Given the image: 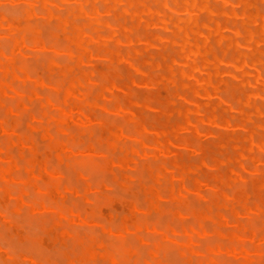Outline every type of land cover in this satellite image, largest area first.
Returning <instances> with one entry per match:
<instances>
[{
	"label": "bare ground",
	"instance_id": "bare-ground-1",
	"mask_svg": "<svg viewBox=\"0 0 264 264\" xmlns=\"http://www.w3.org/2000/svg\"><path fill=\"white\" fill-rule=\"evenodd\" d=\"M5 2L20 3L26 7H20L22 12L18 16H7L0 11V34L9 39L7 46H4L5 41H2L3 45L0 41V153L5 158V162L0 163V262H58L42 253L39 257L18 253L8 242L10 240L6 237L9 235L2 234V226L6 224L4 227L9 230L5 229V233L11 232L21 244L46 249L64 248L61 254L65 264H225L231 256L244 259L243 264H264V173L254 174L259 178L249 176L254 181L256 179L252 191L257 200L251 202L253 193L249 196L250 193L243 188L248 180L243 177L246 174L244 171L255 170L246 162H264V13L250 9L253 3L262 4L264 0H0V5ZM58 3H71L74 7L69 8L66 14L61 10L56 14L57 7H64ZM234 3L244 5L242 13L235 11ZM103 8L108 14H104L105 17L102 16ZM169 10L171 12H167ZM42 22L45 26L48 23L51 28L47 37L46 28L40 26ZM56 29L64 36L65 44L62 38L59 40L57 37L56 40ZM87 43H91L92 47H86ZM21 47L38 49L35 53L39 57L32 54L33 58L37 57L36 63L25 56L27 54ZM58 51L66 55V62H59L60 53L55 54ZM40 53L46 57L42 58ZM92 59L95 63L103 60L106 69L95 67L98 73L87 70L85 64ZM124 62L128 66L126 80L120 79L121 67L117 68ZM95 63L92 65L95 66ZM36 65H40L39 68ZM41 66L43 71H40ZM52 73H56L55 78ZM29 83L51 89L49 97H42L27 86ZM135 84L143 85L146 88L144 91H149L147 98L152 96L154 100H144L139 95L134 97ZM160 86L165 87L169 91L168 96L171 95L172 100L177 102L171 98L167 101L155 98L153 91ZM6 91L12 92L15 97L19 94L21 98L17 96L19 100L16 103L12 101V104V98L5 97ZM103 92L107 94L104 96ZM116 95L119 97L116 98ZM33 96L37 97V102L41 101L39 110H36L38 103L36 106L30 103ZM114 110L116 116H123L119 117L118 123L115 116L107 118L108 112ZM145 110L155 112L156 116L164 114L166 119L150 122L147 119L151 115L148 116L150 113ZM71 112L79 114L84 121L93 120L95 125H91L92 128L90 125H70L68 115ZM28 114L32 115L31 119L40 121H36L38 127L31 124ZM24 115L28 116L27 123L23 122ZM24 123L28 124L27 131H22ZM205 125L213 130L204 132L208 128ZM147 132L145 138L143 134ZM130 133L133 135L128 136ZM184 133H190L192 137H185ZM208 133L211 138H206ZM131 136H142L143 141L140 142L139 138L140 145L129 147L124 139ZM167 137L175 138L176 144L186 145L184 148L187 151H178L174 155L172 146L165 140ZM14 138L17 143L12 141ZM205 138L211 139L215 149L209 150L205 146L207 144H203L207 141ZM118 140L125 145H118ZM67 149L90 155L101 154L106 160L102 158L100 163L98 158L99 163L96 160V165L93 164L86 172L88 177L84 172L93 160L88 163L84 159L79 161L83 169L78 170L75 157L61 154ZM136 157L155 160L157 165L147 163L146 171L141 167L148 173L149 182L143 178V170L138 167L136 172L141 170L142 174L128 172L130 164L136 166ZM164 166L172 169L171 175L163 173ZM210 169L212 172L203 174V177L202 172ZM70 171L73 172L71 176L67 175L69 178L61 181L60 178L66 179L64 176ZM105 171L112 174L109 182L99 179L100 172ZM95 177L98 182H93ZM244 179L246 182L242 183ZM83 180V190L97 188L99 195L113 184L128 191L136 185L143 193L141 196L144 195L145 204L141 205L135 198L112 196L105 202L97 194L99 198L95 195L92 199L94 203L91 200L84 208L82 204L85 203L80 200L67 198L70 193L81 190ZM200 182L204 189L196 191L194 188ZM13 183L20 185L13 186ZM250 184L248 182L247 185ZM207 189L209 195H213V203L205 202L207 206L203 208L198 204L197 207L192 206L189 200L196 197H190L192 194L187 191L196 192L203 201ZM175 195L179 197L176 200L178 203H175L178 206L173 203L171 207L163 202ZM68 199L77 205L68 203ZM97 203L104 205L96 208ZM23 204L45 210L48 215L41 218L39 213L27 209L16 220L9 222L10 213L19 211ZM108 205H119L124 213L118 216L114 209L105 208ZM165 205L169 206L168 212ZM98 212L102 219L96 216ZM51 215L52 222L49 224ZM166 215L168 220L164 219ZM43 219L49 221L47 225ZM84 219L92 224L89 233L83 225H78L80 229L75 226L77 221L80 224ZM94 219L100 224L103 222V225L109 222L110 230L115 233L131 232L132 244L139 241L143 245L148 238V246L151 247L153 241L149 240L148 233H160L162 238L155 244L153 242L149 249L152 263L145 258L143 251L144 245L147 249V242L141 247L137 243L138 246L131 245L129 241L127 246L118 234V237L112 238L114 241L109 238L102 240L101 236L99 239L96 234L107 231V227L100 225L103 231L98 233ZM184 221L192 226H186ZM95 223L96 227L93 226ZM231 224L233 227H228ZM34 226L41 233L40 227L43 228L42 235L34 233ZM92 227L94 231H91ZM229 229L232 231L228 232ZM83 230L88 234L84 235ZM146 231L147 237H144ZM188 232L205 237L204 247L182 244L183 249L179 248L181 253L176 254L178 246L169 248L166 237ZM245 239L253 241L251 248L245 243L240 245ZM203 249L208 253L207 257H197V261L195 256ZM253 252L254 255L257 252L258 256L252 257ZM213 253L222 257L221 263L208 257ZM173 255L180 259V263L172 259ZM224 257L225 263H222Z\"/></svg>",
	"mask_w": 264,
	"mask_h": 264
},
{
	"label": "rangeland",
	"instance_id": "rangeland-1",
	"mask_svg": "<svg viewBox=\"0 0 264 264\" xmlns=\"http://www.w3.org/2000/svg\"><path fill=\"white\" fill-rule=\"evenodd\" d=\"M74 1H71V3H73ZM71 3H69V4H66V5H64V3H62V4H59L58 3V5L60 6V5H64V7L62 6H60V9H59V7H54V8H56L57 9V11H55V13L56 12H58V11H60V12H62V13H64V14H66V12H68L69 11V8L71 9V7H74V5L72 6V4ZM10 4V5H9ZM74 4V3H73ZM146 4V3H145ZM149 4V3H148ZM235 4V11L236 12H238V13H242L243 12V9H244V5H239L238 3H234ZM118 5V4H117ZM76 6V5H75ZM172 6V4L170 5V7ZM238 6V7H237ZM254 6H256V7H254ZM2 7V8H1ZM16 7V8H15ZM20 7L22 8L23 7V9L26 7L24 4H22V5H20V3H6L5 2V4L4 3H1V5H0V11H1V13L2 14H6L7 16H8V14H9V16L11 15V16H18V15H20ZM68 7V8H67ZM62 8V9H61ZM65 8V9H64ZM173 8V7H172ZM255 8V10H253ZM16 9H18V10H16ZM22 9V10H23ZM173 9H175V8H173ZM250 9L251 10H253L254 12L255 11H260V12H262V13H264V3H253L252 4V7H250ZM9 10V11H8ZM6 11V12H5ZM175 11V10H174ZM22 12V11H21ZM102 16H104L105 17V15H108V14H106L105 12H106V10L104 11V8L102 9ZM167 12H171L170 10L169 11H167ZM61 13V14H62ZM108 13V12H107ZM178 13H180V14H183L182 13V11H179ZM57 14V13H56ZM59 14V13H58ZM105 14V15H104ZM60 15V14H59ZM185 16H187V15H185ZM106 18H107V16H106ZM43 23H45V22H42V24L40 25L43 29L44 28H46V29H44L46 32H45V35L47 34V33H49V35H50V33H51V28L49 29V27H48V23L46 24V26L43 24ZM4 25H5V23H4ZM6 26V25H5ZM43 26H45V27H43ZM51 27L53 26L52 24L50 25ZM48 28V29H47ZM42 30V29H41ZM44 30H42V34L44 33L43 31ZM49 30V32H47ZM52 30H53V28H52ZM57 30V29H56ZM155 30H157V29H155ZM54 32H55V30H54ZM157 32V31H156ZM2 35H4V36H2ZM58 35V36H57ZM48 35H46V37H47ZM54 36L56 37V40H57V37H58V39L60 38H62L61 40H62V42L64 43V41H65V39H64V36L62 35V33L61 32H59V30H57L56 31V33H54ZM7 36L5 35V34H0V38H1V44H2V41H3V43H4V41H5V43H4V46H7V42L9 43V39L8 38H6ZM44 38H45V36H44ZM59 39V40H60ZM58 40V41H59ZM61 44V43H60ZM65 44V43H64ZM3 45V44H2ZM86 47H88V48H91L92 46H91V43L89 44V43H87L86 44ZM20 49H23L24 50V52H25V54H27V55H25V56H27L29 59H31L30 61L32 62L33 61V63H36L35 62V60H36V58L37 57H35V58H33L32 56L34 55H37V51H38V49H33V48H28V47H21ZM32 52H31V51ZM35 50V51H34ZM39 51H42V50H39ZM35 52H37V53H35ZM52 52V51H51ZM41 53H43V52H41ZM40 53V55H41V57H42V55L44 54H41ZM47 53V55L49 54V52H46ZM54 53V52H53ZM53 53H50V54H53ZM60 53V54H59ZM63 52H56L55 54L56 55H60V61L59 62H63V60L65 59V60H67L65 57H66V55L64 56L63 54H62ZM33 54V55H32ZM45 55V54H44ZM38 57H39V55H37ZM49 56V55H48ZM51 56H53V55H51ZM46 57V56H45ZM45 57H42V58H45ZM58 57V56H57ZM62 57H64V58H62ZM32 58H33V60H32ZM55 58V57H54ZM26 60H28L27 58H26ZM57 60V59H56ZM64 60V62H66ZM29 61V62H30ZM37 61V60H36ZM103 60H101L100 62L99 61H97V63H95V61L92 59L91 61H89V62H86V64H85V66H86V69L87 70H92L93 72H95V73H98V69L100 68V70H101V68L103 69V67H104V70L106 69L105 68V62H102ZM92 63H95L94 65L95 66H93L92 65ZM104 63V64H103ZM99 64V65H98ZM101 64H103V65H101ZM37 66V65H36ZM39 66L40 65H38L37 66V68H39ZM103 66V67H102ZM117 66V65H116ZM95 67H99L98 69H94ZM121 67V69H119ZM128 66H127V64H126V62H124V63H122L121 65L119 64V66L117 67L119 70H120V73H119V76H120V79H123L124 77H126L127 78V75H126V73H127V71H126V68H127ZM91 68H93V69H91ZM122 68L124 69L122 72H124L125 73V76H124V73L123 74H121L122 72H121V70H122ZM44 70V68L41 66L40 67V71H43ZM47 74V73H46ZM45 74V75H46ZM51 76L53 77V78H55L56 77V73H52L51 74ZM126 78H124V80H126ZM28 87H30L31 89H34L35 91H37V92H39V94L40 95H42V97H49L48 95H49V91L51 90H47L48 88H45V87H39V86H35V85H33L32 83H29L28 85H27ZM133 88V87H132ZM143 88V90H141ZM144 89H146L143 85H139V84H135L134 85V90H136V92L135 93H133L134 94V97L135 96H138L139 95V97H141V99H146V100H150L151 98H152V96H151V98L149 99V97L147 98V95L149 94V91L147 90V91H144ZM133 90V91H134ZM138 91H140V92H138ZM142 91V92H141ZM154 92V97L155 98H157L158 100H161V101H167V100H169L170 98V100H172V96L171 95H169L168 96V93H169V91L165 88V87H163V86H160L158 89H156L155 91H153ZM53 93V92H52ZM51 93V94H52ZM138 93H140V94H138ZM16 94V93H15ZM103 94H104V96L107 94L106 92H103ZM118 94V93H117ZM136 94V95H135ZM19 95V94H18ZM18 95H16V97L18 96ZM54 95V94H53ZM52 95V96H53ZM5 97L6 98H10L9 100H11V98H12V100H11V102L10 103H12V101H15V103H16V101H18L17 100V98L15 97V95L11 92H9V91H6L5 92ZM51 97V96H50ZM119 97V96H118ZM117 97V95H116V98H118ZM121 97V96H120ZM162 97H164V98H162ZM18 98H21V96H18ZM153 99V98H152ZM8 100V101H9ZM154 100V99H153ZM153 100H150V101H153ZM180 100V99H179ZM103 101V100H102ZM172 101H174L175 103L177 102V100L176 99H173ZM182 101V100H181ZM144 102V101H143ZM156 102V101H155ZM14 103V102H13ZM12 103V104H13ZM30 103L31 104H34V106H36V104L38 105V107H36L37 109L36 110H39V108H40V103H41V101H39V102H37V97L36 96H33L32 98H31V100H30ZM156 103H158V102H156ZM155 103V105H158V104H156ZM65 112H68L66 109H65ZM100 112V111H99ZM116 111L114 110L113 112L112 111H110V112H108L109 114H108V117L107 118H110V116H111V118H113V116H115L114 118L115 119H117V123H118V119H119V117L121 118V117H123V116H116L117 115V112L115 113ZM148 114V112L150 113V114H148V116L149 115H151V116H149V119H147L148 118V116H147V114ZM145 112H144V114L147 116V120H149L150 122L151 121H154V120H156V119H159V120H161V121H164L165 119H166V116L164 115V114H160V115H158L157 114V116H156V113L155 112H150V111H146L145 110ZM112 113V114H111ZM103 114V113H102ZM115 114V115H114ZM144 114H143V116H144ZM25 115H27V114H25ZM23 116L24 118H23V122H28V121H26V119L28 118V116H29V118H30V121H31V124L32 125H36L37 123H36V121L38 120V119H31V117L30 116H32V115H30V114H28V116ZM119 115V114H118ZM153 115V116H152ZM163 115V116H162ZM106 116H107V114H106ZM105 116V117H106ZM118 117V118H117ZM145 117V116H144ZM154 119H153V118ZM153 119V120H152ZM113 120V119H112ZM125 120H127L126 118H125ZM111 121V120H110ZM122 121V120H121ZM38 122L40 123V121L38 120ZM124 122V121H123ZM126 122V121H125ZM128 122V121H127ZM26 123H24V124H22V127H23V129H22V131H27L28 129H27V125H26ZM68 123L70 124V125H77V126H79V125H90L89 127L90 128H92L91 127V125H95L94 124V122H93V120H88V121H84L83 119H82V117L79 115V114H77V113H75V112H71L69 115H68ZM119 123H120V121H119ZM29 124H30V122H29ZM124 124V123H123ZM40 125V124H39ZM119 125H121V124H119ZM127 125H129V122H128V124ZM133 125V124H132ZM37 127H38V125H36ZM97 126L100 128V126L97 124ZM124 126V125H123ZM135 126V125H134ZM208 125H205L204 127L206 128ZM125 127V126H124ZM123 127V128H124ZM136 127V126H135ZM95 128V127H94ZM132 128V132H133V127H131ZM27 129V130H26ZM99 130V129H98ZM134 130H136V128L134 129ZM205 130V129H204ZM211 131V130H213V128L210 126H208V128L204 131V132H206V131ZM218 130V129H217ZM216 129H214V131H217ZM96 131H97V129H96ZM131 131V130H130ZM186 131H188V130H185V132ZM219 131V130H218ZM99 132V131H98ZM189 132V131H188ZM38 133V132H37ZM149 132H147L146 134L144 133L143 135H145V138L147 137V134H148ZM151 133V132H150ZM135 134V133H134ZM209 134V133H208ZM39 135H40V133H39ZM130 135H133V134H129L128 136H130ZM149 135H151L152 136V133L151 134H149ZM149 135H148V137H149ZM184 136L186 135L185 133L183 134ZM188 135V138H189V136H191L190 135V133H188L187 134ZM187 135L185 136V137H187ZM207 137L206 138H208V137H210V134H209V136L208 135H206ZM1 137H3V136H1ZM63 137H65V135L63 136ZM68 137V135L66 136V138ZM132 137V136H131ZM127 137L126 139H124L126 142V145H128L129 147H137L138 145H140V143H139V140H140V142L141 141H143V140H141V139H143V138H141V137ZM192 137V136H191ZM190 137V138H191ZM37 138L38 139H40L41 138V136H40V138L37 136ZM65 138V139H66ZM140 138V139H139ZM144 138V139H145ZM205 138V139H206ZM211 138V137H210ZM139 139V140H138ZM16 139L14 138V139H12V141L14 142V143H17L18 142V140L17 141H15ZM165 140L172 146V148H173V150H174V155H176V153L178 152V151H183L184 152V150H186L187 151V148H184L186 145H184V144H181V145H179L178 143L176 144V139L175 138H172V137H167V138H165ZM207 140V139H206ZM205 140V141H206ZM209 140V139H208ZM207 140V141H208ZM145 141V140H144ZM206 141V142H207ZM206 142H203V144L205 145V144H207V145H205L206 147H208L209 148V150H213V149H215V144L211 141V139L209 140V142L210 143H206ZM212 142V143H211ZM118 145H125L123 142H121V141H117L116 142ZM183 146V147H182ZM205 146H204V148H205ZM208 148L206 149V150H208ZM176 152V153H175ZM187 153V152H186ZM61 154L64 156V157H75V165H77L78 166V170L79 169H83V167L81 168L80 167V165L79 164H81V163H79V161H82L83 159H84V162H86L87 161V163L90 161V160H93L94 162L96 161V160H98V158H99V160H100V163H101V159L103 158V160L105 159L106 160V158H105V156L104 155H101V154H91L93 157H95V159H93L92 158V156L89 154V153H87V152H80L79 150H63L62 152H61ZM179 154V153H178ZM181 154V153H180ZM185 154V153H184ZM264 154V153H263ZM96 155V156H95ZM100 155V156H99ZM262 155V154H261ZM87 156V157H86ZM91 156V157H90ZM263 156V155H262ZM101 157V158H100ZM203 157V156H202ZM200 157L198 156V158L197 159H199ZM264 158V157H263ZM87 159V160H86ZM99 160H98V163H99ZM195 160V159H194ZM93 161H91V163L93 162ZM155 160H151V157L150 158H148V157H136V159H135V163L136 164H134V165H136V166H133V164H130L129 165V168H128V172L130 173V172H132V171H134L135 172V174L136 173H140L141 172V170H140V172H136V168L138 167V168H140V169H142L141 167H143V169L146 171V165H147V167H148V164L149 163H151V165H153L152 163L154 162ZM196 161V163H199V161L198 160H195ZM201 161V160H200ZM5 162V158H4V155L2 154V153H0V163L1 164H3ZM92 163V166L90 167L89 166V164H91V163H88L87 164V170L84 172L85 173V176L87 175V174H89V173H86V172H89L90 171V168H92L93 167V164H95L96 165V163L97 162H95V163ZM103 162V161H102ZM105 162V161H104ZM137 163H138V166H137ZM140 163H141V165H140ZM146 163V164H145ZM148 163V164H147ZM155 163V165H157L156 164V162H154ZM159 163H163V162H159ZM247 163V165L248 166H250L251 168H254L255 167V170H253V172L252 171H244L246 174H243L244 172H242V174H243V177L245 178H248V180L246 179V181H245V179L242 181V183H245L244 185V187L243 188H245L247 191H248V193H250L249 194V196H253L254 195V191H252L253 189H252V186H254V182H255V184H256V179H255V181H254V178L256 177V176H254V174H259V172H260V174H261V172H263L264 173V162H263V164H262V162L261 163H259V164H257V163H251V162H246ZM144 164V165H143ZM100 164H98L97 166H99ZM154 165V166H155ZM84 166V165H83ZM97 166H95V167H97ZM150 166V165H149ZM100 167V166H99ZM259 169V170H257V168ZM76 168V167H75ZM119 169V168H118ZM133 169V170H132ZM142 169V170H143ZM212 170L214 169L213 167L211 168ZM209 170V171H206V172H202V175L203 174H207V173H210V172H212V170ZM144 170H143V175H144V177L143 176H141V177H143V178H145V180L147 181V182H149V177H148V173H146V172H144ZM84 171V170H83ZM118 171V170H117ZM215 171V170H214ZM148 172V171H147ZM258 172V173H257ZM73 172H66V175L64 176V177H66V179H64V178H60V180L61 181H66L70 176H71V174H72ZM119 173H120V171H119ZM163 173L164 174H167V175H171L172 174V169L171 168H168V167H166V166H164V170H163ZM111 173H109V172H100V174H99V179H104V180H106V181H111V178H112V174L110 175ZM140 174H142V173H140ZM69 177H68V176ZM97 175V174H96ZM95 175V176H96ZM132 175V174H131ZM205 175H203V177H205ZM251 175H253V179H251L252 177H251ZM264 175V174H263ZM88 177H89V175H87ZM93 176V175H92ZM91 176V177H92ZM138 176H139V174H138ZM251 178H250V177ZM87 177V178H88ZM135 177V176H134ZM260 177V176H259ZM259 177H256V178H259ZM110 178V179H109ZM136 179H138L137 177H135ZM250 178V179H249ZM92 179V178H91ZM107 179H109V180H107ZM98 180V179H97ZM96 180V177L95 178H93V182H96L97 181ZM253 182H252V181ZM92 181V180H91ZM251 181V182H250ZM98 182V181H97ZM248 182L249 183H251L250 185H247L248 184ZM178 183V182H177ZM241 183V184H242ZM84 184H85V180H83V181H81V190H79L78 191V193H70L69 194V196H67V198L68 197H71L72 199H75L76 198V200L77 201H79L80 200V202H82V203H85V204H82L83 206H84V208H86V204L90 201L91 202V200L93 199V197H96L97 196V194H98V196L99 197H101V199H105V202L107 201V199L109 198V197H111L112 196V198L113 197H117V198H121V199H129V198H135L141 205H144L145 204V198H144V195H142L141 196V194H143L140 190H139V187L138 186H136V185H134V187L132 188V189H130L131 191H128L129 189H125L124 187H121L120 188V186H118V185H116V184H113V185H111V188L110 189H108V190H105L104 192L103 191H101V194L99 195V193L100 192H97V191H100V190H97V188L96 189H93V190H83L82 189V187L84 186ZM179 184V183H178ZM17 185H20L19 183H13V186H17ZM198 186H195V188L194 189H196V191H202L203 189H204V186L202 185V183L200 182V183H198L197 184ZM12 186V185H11ZM248 186V187H247ZM21 187V186H20ZM20 187L19 188H15L14 187V189H20ZM13 188V187H12ZM124 188V189H123ZM136 189V190H133V189ZM227 188V191H230V189L228 188V187H226ZM225 188V189H226ZM251 188V189H250ZM122 189V190H121ZM250 191H249V190ZM133 190V191H132ZM96 191V192H95ZM123 191V192H122ZM103 192V193H102ZM108 192V193H107ZM185 192L186 191H184L183 192V194L187 197V195L185 194ZM187 192H191V193H189V194H192V195H189L190 197H192V198H194V197H196V198H194V199H190V197H188V199H190L189 201H190V203H192L191 205L192 206H194V207H197V204H198V207H201V208H203L204 206H207V204H205V202H211V203H213V195H209V190L207 189V191H206V197H205V200H203V201H200V200H202V199H200V197H199V195L198 194H196V192H194V191H190V190H188ZM117 193V194H116ZM123 193V194H122ZM127 193V194H126ZM133 193V194H132ZM137 193H138V195L140 196H137ZM212 192L210 191V194H211ZM251 193H253V195H251ZM108 194H109V196H108ZM131 194V195H130ZM134 194H135V196H134ZM188 194V193H187ZM74 197H72V196ZM96 195V196H95ZM102 195H106V197H104V196H102ZM120 195V196H119ZM125 195V196H124ZM133 195V196H132ZM193 195H195V196H193ZM97 196V197H98ZM137 196V197H136ZM98 197V198H99ZM211 197V198H210ZM71 198H69L70 200H72ZM178 195H175V197L174 198H170V199H166V200H163V202L166 204V205H171V207H172V205H173V203L175 204V203H178V202H176V200H178ZM197 198H199V201H200V203H199V201L197 202ZM69 199H68V203H70L71 204V202L72 201H70L69 202ZM111 199V198H110ZM110 199H108V200H110ZM215 199H217L216 197H215ZM253 199V200H252ZM94 200L95 201H97L95 198H94ZM100 200V199H99ZM250 200H252L251 202H253V201H255V200H257V197H255V195L253 196V197H251L250 198ZM76 201V202H77ZM93 201V200H92ZM192 201V202H191ZM75 201H73L72 202V205H77L76 203H74ZM194 202V203H193ZM78 203V202H77ZM93 203H94V201H93ZM96 203V202H95ZM104 203V202H103ZM164 203L162 204L163 206H164ZM196 203V204H195ZM215 203V202H214ZM98 204V206H96ZM97 204H95V206H96V208H101L102 206L100 205L99 206V203H97ZM102 204V203H101ZM194 204V205H193ZM209 204V203H208ZM78 205H80L81 206V204L80 203H78ZM165 205V206H166ZM169 206H166L167 207V212H168V208H169ZM175 206H178V205H176L175 204ZM174 206V207H175ZM82 207V206H81ZM107 210L108 209H114L113 210V212L114 213H117V215L118 216H120L122 213H124V211H123V209H121V207L118 205V207H113L112 205H108V206H106L105 207ZM176 208V207H175ZM27 209H31V211L32 212H37V214L39 213V216L41 217V216H43L44 215V217L46 218L47 217V212L45 213V210H42V209H38V208H35V207H33V206H28L27 204H23L22 206H21V209L19 210V211H13V212H11L10 213V215H9V222H13L14 220H16L18 217H19V215L23 212V211H25V210H27ZM100 211H101V209H99ZM116 210V211H115ZM118 211V212H117ZM165 211H166V209H165ZM170 211H172V208L169 210V212ZM49 212V211H48ZM36 214V215H37ZM120 214V215H119ZM101 215V213H96V216H98V217H101L100 216ZM168 215V217L170 216L169 214H167ZM167 215L164 217V219H169L168 217H167ZM96 216H95V218H96ZM159 216H160V214H159ZM42 218V217H41ZM187 218V217H186ZM185 218V219H186ZM22 219V218H21ZM20 218H19V220H21ZM38 221L37 222H40V219H38V218H36ZM101 219H102V217H101ZM188 219V218H187ZM246 219H247V217H246ZM47 220V219H46ZM105 220V219H104ZM189 221L190 222H193L192 221V219L191 218H189ZM244 221H245V219H244ZM43 222L44 223H46V225L48 224V222L49 221H45V219H43ZM43 222L40 224L41 225V227H42V225H43ZM52 222V215H51V221L49 222V224ZM94 222H96L97 223V225H96V223H95V225H93V226H97L98 227V233H99V231L101 232V231H103V228H100V225L102 226L103 225V222H102V224H100L101 222H99L98 220L96 221V219H94ZM94 222H92V223H94ZM107 223V224H106ZM106 223H104V225H106V227H107V231H103V232H101V233H99V234H96V236L100 239L101 237V239L102 240H106V238H109V240L110 241H112L114 238H116V237H120L121 238V241H122V243L124 242V244L125 243H127L128 245L127 246H129V241H130V239L132 240V235L129 233V232H125L124 234H120V233H115L113 230H110L111 229V226H110V223L109 222H106ZM248 223V222H247ZM184 224L186 225V226H192L189 222H187V221H184ZM39 225V224H38ZM77 225V228H79L80 229V226H78V225H83L84 226V228L86 227L87 228V230H86V232H88L89 233V230H90V227H91V222L88 220V219H84L83 220V222L82 223H80L79 224V222L77 221L76 223H75V226ZM103 225V226H104ZM232 225V224H231ZM231 225H229L228 227H233V225L231 226ZM4 226H6V224H4ZM4 226H2L1 228V230H3L4 229V231H2V234H4L5 236H7V235H9V237L7 236L6 238H8V240H10V241H8V242H10V244L13 246V248L19 253V251H20V253H25V254H31V255H34V256H36V257H39V256H42V254L44 255V256H52L51 258L54 260V262L57 260L58 262L56 263V264H65V261H64V256H62V252H63V250H64V248H62V247H59V246H56V248H51V249H46V248H43V247H33V246H31V245H29V244H21L20 242H19V240H18V238L15 236V235H11V232H9L8 234H6L5 232H6V230H9L8 228H6V227H4ZM82 226V227H83ZM102 226V227H103ZM38 227V226H37ZM40 227V229L42 230V233H43V228H41ZM76 228V229H77ZM99 228L100 229H102V230H99ZM6 229V230H5ZM32 229V228H31ZM36 230L34 233H36L37 234V232H40V234L39 235H42V233H41V231L39 230V229H37V228H35V226L33 227V229L32 230ZM89 229V230H88ZM94 228L92 227V230L91 231H94L93 230ZM37 230H39V231H37ZM96 230V229H95ZM229 231H232L231 229H229L228 230V232ZM96 232V231H95ZM0 233H1V231H0ZM88 233H85V231L83 230V234L85 235V234H88ZM147 231L146 232H144V234L145 235H143L144 237H147ZM152 233H155V232H149L148 234H149V240H151V241H153L154 242V244L157 242V241H159L162 237V235L160 236L159 234H157L156 233V235L154 234H152ZM117 234H118V236H117ZM133 234V233H132ZM10 235H11V238H10ZM151 235V236H150ZM101 236V237H100ZM134 236H136L135 234H134ZM133 236V237H134ZM137 237V236H136ZM113 238V239H112ZM135 238V237H134ZM207 238V237H206ZM112 239V240H111ZM119 239V238H118ZM118 239H116L115 241H117ZM136 239V238H135ZM135 239L133 240V241H135ZM212 239V238H211ZM108 240V239H107ZM136 240H138V238L136 239ZM146 240L148 241V238H146ZM212 240H214V238L212 239ZM249 241H247L246 239L245 240H241V242H240V245H242V244H246V245H249V247L250 246H252L253 245V241L251 240L250 241V239H248ZM114 241V240H113ZM120 241V240H119ZM132 241V242H133ZM146 241V242H147ZM208 241H209V239H208ZM145 242V243H146ZM149 242V241H148ZM148 242H147V244H146V246H147V249L145 248V243H143V245H144V249H143V251L145 252V258H147L148 260H149V262L150 263H152V260H153V257L150 255V253H149V249L154 245L153 244V242H151V247H149L148 245L150 244H148ZM214 242V241H213ZM215 242H216V240H215ZM130 243H131V241H130ZM136 243H137V241L134 243L133 242V244L134 245H136ZM141 243V242H140ZM205 243V237H203V236H200L199 237V235H196V234H194V233H175V234H170V235H168L167 237H166V244L168 245V247L169 246H172L173 248H174V246L176 247V246H178L177 248H178V252L176 253V254H180L181 253V251H179V248H182L183 249V246H182V244H187V245H191V246H193V247H197V246H201V245H203ZM263 243V245L262 246H264V242H262ZM261 243V244H262ZM132 243H131V245H133ZM137 244H139V241H138V243ZM176 244V245H175ZM181 244V245H180ZM255 244V243H254ZM142 244H139V246H141ZM142 245V246H143ZM180 245V246H179ZM206 245H208V243L207 244H205V247H206ZM210 245V244H209ZM213 245H215V244H213ZM136 246H138V245H136ZM141 246V247H142ZM211 246V245H210ZM26 247V248H25ZM149 247V248H148ZM172 247H169V248H172ZM203 247H204V245H203ZM60 248V249H59ZM251 248V247H250ZM256 248V247H255ZM23 249V250H22ZM46 249V250H45ZM53 249V250H52ZM56 249V250H55ZM175 249V248H174ZM201 249V248H200ZM48 250V251H47ZM197 250V249H196ZM204 250V249H203ZM54 251V252H53ZM59 252V253H57V252ZM250 251V250H249ZM251 251H253L252 249H251ZM250 251V252H251ZM255 251H257L256 249H255ZM254 251V252H255ZM36 252V253H35ZM39 252V253H38ZM170 252V251H169ZM254 252L251 254L252 255V257H254L255 255H257L258 256V254H256L255 253V255H254ZM42 253V254H41ZM56 253V254H55ZM27 254V255H28ZM46 254V255H45ZM52 254V255H51ZM169 254V253H168ZM207 252H205V250L204 251H202V252H200L199 253V251H198V253L196 254V258L195 259H197V261L200 259V258H206L207 257ZM213 256H208L209 258L210 257H212V259H213V261L214 262H220V258L222 259V257H220V256H218L217 254H212ZM170 256V255H169ZM174 256V255H173ZM178 257V256H177ZM197 257H199V259L197 258ZM229 257V256H228ZM173 258H175L176 259V257L174 256V257H172V259ZM236 258L238 259H241L240 257H235V256H231V258L229 257L228 258V261H226V263L228 262H230V264H231V262H232V264H235L234 263V261H236ZM238 259V260H239ZM258 259V258H257ZM204 260V259H203ZM206 260V259H205ZM227 260V259H226ZM238 260L236 261V264H239V263H241V264H243L244 263V259H241V260H239V262H238ZM60 261V262H59ZM176 261H178V263H180V259L179 260H177L176 259ZM222 261H224V262H222V263H225V257L223 258V260ZM221 263V262H220ZM225 263V264H226ZM227 263V264H228ZM0 264H3V263H1L0 262ZM4 264H8V263H4ZM13 264V263H12ZM20 264H27V262L26 261H23V263H20ZM29 264V263H28ZM180 264H189V263H180ZM259 264V263H258Z\"/></svg>",
	"mask_w": 264,
	"mask_h": 264
}]
</instances>
